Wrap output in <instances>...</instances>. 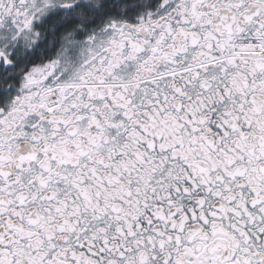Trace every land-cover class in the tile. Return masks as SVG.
<instances>
[{"label": "snow or ice", "instance_id": "1", "mask_svg": "<svg viewBox=\"0 0 264 264\" xmlns=\"http://www.w3.org/2000/svg\"><path fill=\"white\" fill-rule=\"evenodd\" d=\"M0 264H264V0H0Z\"/></svg>", "mask_w": 264, "mask_h": 264}]
</instances>
